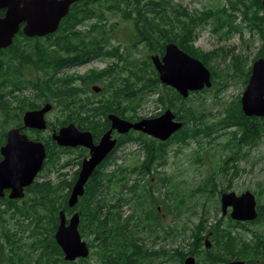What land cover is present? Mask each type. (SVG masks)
Segmentation results:
<instances>
[{"label":"trees","instance_id":"trees-1","mask_svg":"<svg viewBox=\"0 0 264 264\" xmlns=\"http://www.w3.org/2000/svg\"><path fill=\"white\" fill-rule=\"evenodd\" d=\"M261 1L221 0L216 7L189 11L172 0H79L71 5L55 32L43 37H27L20 29L11 45L0 49V116L4 126L22 125L25 110L51 102L52 110L57 111L52 120L56 128L72 122L80 129L89 130L96 139L108 126L106 115L109 112L135 121L140 119L135 117L136 108L150 96H155L154 100L162 105L161 111L171 108L175 119L182 121L181 128L164 141L131 130L129 143L139 145L136 159L111 171L96 168L73 207L67 205V199L77 172L69 179L61 171L64 168L62 149L57 148L50 135L40 131L30 133L33 139L41 140L46 149L43 173L24 188L22 198L0 197V264H153L160 257L159 250L149 244H156L160 230L166 229L157 209L167 212L161 206L165 204L169 206V213L173 211L177 215L181 207L178 201L181 194L165 171L170 145L185 146L191 140L210 136L217 129H229L230 139L238 146L253 147L264 135V117L244 115L240 97L226 102L222 117L212 123L204 121L202 111L192 102L194 95H202L212 86L223 90L227 85L224 83L221 87L224 69L211 64L221 50L204 51L196 46L198 28L211 23L214 32L224 30L226 36L237 32L241 37L245 28L256 30L260 45L251 63L257 57L264 59ZM108 12L119 13L129 23L128 46L110 42L115 38L116 23L108 22ZM238 18L240 23H236ZM170 41L209 68L210 88L190 92L183 98L173 88L159 82L149 57L153 53L162 55L165 43ZM140 45L145 51L142 58L129 50H137ZM103 58L113 61L84 73L69 72L83 62ZM246 65L247 60L241 55H232L224 74L241 73L245 86L251 68L250 64L244 69ZM63 67L65 69H61ZM102 80L108 81L100 86L101 97L88 95L87 86ZM5 134V130L0 132V145L4 143ZM227 159L234 158L230 155ZM227 161L224 159V163ZM109 165L108 161L104 168L108 169ZM206 183L211 187L205 188ZM217 186L216 182L204 179L197 190L211 194ZM225 190L226 187L219 188L217 193ZM255 194L258 212L255 220L240 222L228 216L226 225L219 218L207 226L203 216L189 235L193 242L187 252H198L193 247L203 245L207 237L216 246V255L208 259L213 264L218 256L225 260L241 258L248 264L258 258L259 264H264V232L250 230L248 238L246 232L236 230L238 227L249 230L247 224L264 221V202L259 192ZM167 198H172L171 203H165ZM60 210L66 216L72 211L79 213L78 230L90 248L88 257L64 259L54 238ZM176 235L172 231V236ZM162 238H167V232ZM180 246L181 262L187 252L182 249L183 244Z\"/></svg>","mask_w":264,"mask_h":264},{"label":"water","instance_id":"water-1","mask_svg":"<svg viewBox=\"0 0 264 264\" xmlns=\"http://www.w3.org/2000/svg\"><path fill=\"white\" fill-rule=\"evenodd\" d=\"M77 0H0V49L11 45L14 36L20 29L27 37H42L57 30L60 20L68 12L71 3ZM264 9V0L261 1ZM150 60L154 66L161 84L177 91L183 98L190 92L200 91L212 85L209 68L198 58L191 56L174 42H167L162 56L151 54ZM99 91V86H92ZM242 112L246 116L264 117V59L257 57L251 63L250 75L240 97ZM52 109L50 102L36 109L23 112V125L37 130H45L47 120L45 114ZM110 128L102 134L97 143L93 142L88 130H80L74 123L61 126L51 134L53 140L61 146H84L89 149L74 181L67 205L73 207L84 193L85 184L95 167L115 146L116 139L111 131L127 133L134 130L155 139L164 141L182 126V121L175 119L171 108H166L155 117L140 118L135 121L108 114ZM0 197L12 199L22 198L24 188L31 185L38 172L43 167L46 157L42 141L34 140L12 127L6 132V141L0 146ZM220 210L224 215L229 211L232 220L246 222L257 218V200L255 194L244 190L237 194L225 191L220 194ZM59 223L54 233L56 243L63 252L64 259L73 261L86 258L90 248L78 230L79 213L75 211L67 219L64 211H59ZM184 264H195L189 256ZM229 264H246L242 260H234Z\"/></svg>","mask_w":264,"mask_h":264},{"label":"rangeland","instance_id":"rangeland-1","mask_svg":"<svg viewBox=\"0 0 264 264\" xmlns=\"http://www.w3.org/2000/svg\"><path fill=\"white\" fill-rule=\"evenodd\" d=\"M172 2L179 3L187 7L189 11H193L216 7L221 3V0H172ZM107 17L109 23H116L115 38H111L110 42L112 44L121 42L128 46L129 42L126 40V37L130 30L129 23L124 21L117 12H108ZM236 23H240L239 18L236 20ZM195 45L204 51L221 50L220 56L212 60L211 64L217 69L223 68L225 72L228 69V64L231 62L232 55H241L245 58L247 65L244 69H246L251 64V59L260 45V38L256 30L250 31L247 28L242 30V37L237 32H232L229 36H226L224 30L214 32L212 24L208 23L198 28ZM133 49L129 50L137 57L142 58L144 56L145 51L141 45L137 50ZM112 61V58L93 60L91 63L72 69L69 72L81 73L90 68H103ZM224 72L222 73L223 83L221 87L224 83L227 85L223 90H218L217 87L212 86L210 91L202 93V95L197 97L193 96L192 102L202 111L203 119L207 123L218 121L223 115L222 109L224 104L241 97L245 87L242 82L243 75L241 73L238 72L236 75L227 76ZM103 83L102 80V82H95L93 84L102 86ZM99 97L100 95L95 96V98ZM154 99L155 96H150L143 101L136 108L135 117L148 118L156 116L162 110V105ZM56 113V110L47 113V120H54ZM1 122L2 117L0 118V132L11 127V125L4 126ZM229 131V129H217L210 136L200 137L197 141L191 140L185 146L170 145L165 171L171 175L172 183L176 185L181 194L180 200L177 199L180 201L181 207L179 213L176 215L173 211L169 213V206L165 204L161 205L167 209L168 213L162 208L160 209L162 226L166 229L164 231L160 230L159 238L167 232V248L173 249L180 244L190 241L189 235L191 231L200 223L203 216L207 219V226H210L219 218H221L224 225L227 224V214L222 215L220 210V194L217 193V189L219 188L226 187L225 191H234L237 194L246 189L254 194L255 192H259L261 202H264V135L260 142L253 147L238 146L236 141L230 139ZM138 155L139 145L135 143L122 145L116 153V157L119 156L120 160L127 163L135 160ZM230 155L233 156V160L227 159ZM224 159L228 160V164L227 162L224 163ZM74 168L75 164L69 167L68 173L71 174ZM51 176L53 177V174ZM204 179L205 181L212 180L218 184L215 192L207 194L206 192L197 190V187L203 184ZM210 187L209 183L205 184V188ZM255 197L257 200L256 194ZM171 200L172 198H167L165 203L169 204ZM203 213L206 214L203 215ZM247 227L249 230H244L240 227L236 228V230L246 232L249 238V235H251L250 230L259 229L264 232V221L247 224ZM172 231H174V234H177L175 237L172 236ZM159 238H157L159 242L156 239L155 248L161 244ZM163 263L179 264L172 261Z\"/></svg>","mask_w":264,"mask_h":264},{"label":"flooded vegetation","instance_id":"flooded-vegetation-1","mask_svg":"<svg viewBox=\"0 0 264 264\" xmlns=\"http://www.w3.org/2000/svg\"><path fill=\"white\" fill-rule=\"evenodd\" d=\"M75 2H77V1H75ZM75 2H73V3H75ZM73 3H71L70 4V6H69V8H68V11H69V9H70V7H71V5L73 4ZM4 12V11H3ZM68 13V12H67ZM66 13V14H67ZM65 14V15H66ZM22 25L23 24H21V26H20V29H21V27H22ZM19 29V30H20ZM92 61H88V62H83V63H81V64H79V65H77V66H75L74 67V69L75 68H77V67H82V66H84V65H86V64H89V63H91ZM61 69H65V67H63V68H61ZM73 69V68H72ZM72 69H70V70H72ZM69 70V71H70ZM89 69H86L85 71H83V72H81V73H84V72H86V71H88ZM78 73H80V72H78ZM104 82H107L108 80H103ZM92 86H94V84L93 83H91V84H89L87 87V92H88V95H90V96H96V95H100V97H101V87L99 86V91H94L93 90V87ZM89 89V90H88ZM95 98V97H94ZM96 99H98V98H96ZM44 104V103H43ZM43 104H41V106L43 105ZM40 106V107H41ZM39 108V107H38ZM36 109V108H35ZM29 110V109H28ZM26 111V110H25ZM52 111V110H51ZM50 112V111H49ZM49 112H47V113H49ZM163 111H160L158 114H156V116L157 115H159V114H161ZM47 113L45 114V118H46V115H47ZM108 114H115V113H113V112H109ZM108 114L106 115V118H107V121H108V126L103 130V131H101V133L99 134V136H98V138H94V135L91 133V135H92V138H93V142L94 143H97L98 141H99V139H100V137L102 136V134L103 133H105L109 128H110V121H109V119H108ZM22 115H23V113H22ZM116 116H118L117 114H115ZM118 117H120V116H118ZM120 118H123V117H120ZM55 119V118H54ZM123 119H125V118H123ZM46 120H47V118H46ZM103 120H104V118H103ZM102 120V122H106V121H103ZM128 120V119H127ZM21 123H22V125H20V126H14V125H11V127L10 128H12V127H16V128H18L22 133H25V134H27V136L29 137V138H31V139H33L32 137H31V134L30 133H33L34 131H40V132H42V134H44V135H50V137H51V134L55 131H57L60 127H55L54 126V123L55 122H52V120H50V121H48L47 120V127H46V129L45 130H37V129H33V128H29V127H26V126H24L23 125V122H22V116H21ZM66 125V124H65ZM63 126V125H62ZM10 128H8L7 130H5L6 132L10 129ZM80 129V128H79ZM80 130H86V129H80ZM130 133H131V130H129L127 133H119V132H117V130H115V129H113L112 131H111V136H112V138H115L117 141H116V144H115V146L108 152V154L103 158V160L95 167V169L96 168H99L98 170L100 171H103V170H105V171H111V170H115L117 167H119L120 165H122L124 162L122 161V160H120V158H119V156H117L116 157V153H117V150H118V148L119 147H121L122 145H125V144H127V143H129L130 142ZM51 139H52V137H51ZM34 140H36V139H34ZM53 140V139H52ZM5 141H6V134H5V139H4V143H5ZM55 143H56V141L55 140H53ZM3 143V144H4ZM3 144H1V145H3ZM0 145V146H1ZM56 145H57V148H61L62 150L60 151V154H61V156H62V161L64 162V168L61 170L63 173H66V177H68L69 179H71L72 177H74V174H75V172H77V174H76V177L75 178H77V176H78V171H79V169H80V167H81V163H82V161H83V159L85 158V157H88L89 156V149L87 148V147H84V146H61V145H58L57 143H56ZM0 155H1V153H0ZM1 159H2V155H1ZM0 159V160H1ZM110 162V165H109V168L108 169H106V168H104V166L106 165V162ZM73 164H75V168H74V170H73V172L71 173V174H69L68 173V170H69V167H71ZM94 169V170H95ZM93 170V171H94ZM97 170V171H98ZM97 171H95V175H98V172ZM40 172H42L41 170L39 171V173L38 174H40ZM43 173V172H42ZM37 174V175H38ZM128 174V173H127ZM89 179V178H88ZM76 180V179H75ZM7 193H8V190H5V195H7ZM159 212H160V208L158 207V209H157ZM229 211H230V209H228L227 210V218H228V216H229ZM74 211H72L69 215H68V217L73 213ZM226 214H224V215H226ZM223 215V214H222ZM229 218H230V216H229ZM231 219V218H230ZM232 220V219H231ZM235 221V220H234ZM191 238V240L190 241H187L186 243H184L183 245V248L182 249H184V251L185 252H187V250L189 251V249L191 248V246H192V240H193V238L192 237H190ZM160 239V242H161V244L159 245V246H157V248H155V245L156 244H152L151 242L149 243L150 245H151V247H152V249H158L159 250V252H160V257L159 258H156L154 261H153V264H162L163 262H166V261H172V262H178L179 264H184V261H185V259L187 258V257H189V256H191V257H193L194 258V262H195V264H213L211 261H209L208 259H209V257H211L212 255H214L215 254V252H214V250H216V246L214 245V241H211V240H208V238L207 237H205L204 238V244L203 245H199V244H193L194 246H198V247H193V249H194V251H198V252H194L193 254H190V253H186V254H184V256H183V259H182V261L180 262V260H179V258H180V256L178 255V251H179V249L181 248V244L180 245H178L177 247H175V248H173V249H169V248H167L166 246H168L167 244H168V241H167V238L165 239V238H159ZM195 240V239H194ZM157 241L159 242V240L157 239ZM192 241V242H191ZM197 241H199V240H197ZM157 242V243H158ZM191 242V243H190ZM238 250H240V248H238ZM163 253H165V256L164 255H162ZM210 253H211V255H210ZM210 255V256H209ZM216 255V254H215ZM208 256V257H207ZM78 259V258H77ZM158 259V260H157ZM234 260H242V261H244L246 264H248V262L246 261V260H244V259H238V258H236V259H228V260H225V259H223L222 258V256H218L217 257V262H216V264H229L231 261H234ZM164 264V263H163ZM253 264H259V259L258 258H255L254 259V261H253Z\"/></svg>","mask_w":264,"mask_h":264}]
</instances>
